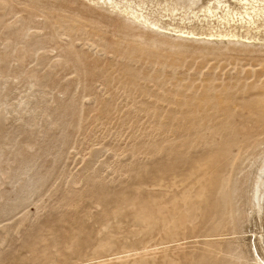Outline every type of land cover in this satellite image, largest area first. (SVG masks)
I'll return each mask as SVG.
<instances>
[{
  "label": "rangeland",
  "instance_id": "374dc122",
  "mask_svg": "<svg viewBox=\"0 0 264 264\" xmlns=\"http://www.w3.org/2000/svg\"><path fill=\"white\" fill-rule=\"evenodd\" d=\"M218 1L0 0V264L264 250V13Z\"/></svg>",
  "mask_w": 264,
  "mask_h": 264
},
{
  "label": "bare ground",
  "instance_id": "6f19581e",
  "mask_svg": "<svg viewBox=\"0 0 264 264\" xmlns=\"http://www.w3.org/2000/svg\"><path fill=\"white\" fill-rule=\"evenodd\" d=\"M99 1H103L104 4L109 5L113 9L114 8L115 9L118 8L123 14L129 15L132 19L148 25L151 29L159 27L157 22H150L148 19L142 17L139 14L140 12L138 13L137 11L132 9V7L128 3L124 4L123 0H99ZM236 1L239 2L240 5H242V8L245 10L244 12H241V13L237 12V15L238 14L241 15L240 16L241 20L243 19L242 16L246 17V21L245 22H247V23H251V21L254 19V14L256 16H258V15H262L264 13L263 9L260 8V6H259V8L257 6H255V3L258 4V2H260L261 0H236ZM217 2H219V4L222 3L221 1H218V0H217ZM122 4H124L123 7L121 6ZM250 6H251V11H252V8H253L252 12L249 11ZM227 8L229 10V7H227ZM227 8H226V14H224V17H223V19H226V20L229 19V17H228L229 15L231 16V14H229L230 10L227 12ZM207 11L206 12H207V14L208 13L210 14V15L208 14L210 17L211 16H212V18L215 17L214 10H213V8L211 7L210 4L207 6ZM240 17H238V18H240ZM243 20H245V19H243ZM217 21H219V18L217 19ZM173 30L175 32H177L178 34H180V36H182V35H184L186 33L188 35L189 34H193V36L195 35V33L191 32V31H183L181 29H176V28L173 29ZM227 35H230L232 37H236L237 36L236 34H230V33L229 34H227V33L223 34L221 31H219L216 34H214V33H209L208 34V36H210V37L218 36V37H221V38L224 37V36H227ZM253 187H254V189H253V198H254V200L257 201V199L264 198V160L262 161V164H261V166H260V168L258 170L255 186H253ZM263 251L264 250H262L260 247H258L257 243L255 242L254 246L252 245V247H251V253H252L251 262L252 263H249V264H264V252ZM242 260H245V262L248 263V260H246L243 256H236V257L233 258V261H235V262H232V264H236V263L242 264L243 263Z\"/></svg>",
  "mask_w": 264,
  "mask_h": 264
}]
</instances>
